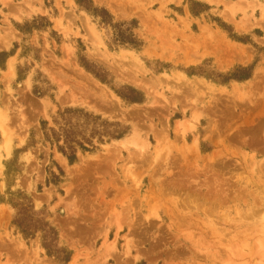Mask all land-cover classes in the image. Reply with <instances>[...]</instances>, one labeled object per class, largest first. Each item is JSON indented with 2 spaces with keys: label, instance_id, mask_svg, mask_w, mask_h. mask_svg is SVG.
Wrapping results in <instances>:
<instances>
[{
  "label": "rangeland",
  "instance_id": "obj_1",
  "mask_svg": "<svg viewBox=\"0 0 264 264\" xmlns=\"http://www.w3.org/2000/svg\"><path fill=\"white\" fill-rule=\"evenodd\" d=\"M0 264H264V0H0Z\"/></svg>",
  "mask_w": 264,
  "mask_h": 264
},
{
  "label": "trees",
  "instance_id": "obj_2",
  "mask_svg": "<svg viewBox=\"0 0 264 264\" xmlns=\"http://www.w3.org/2000/svg\"><path fill=\"white\" fill-rule=\"evenodd\" d=\"M121 97L128 102L136 101V99L132 97ZM91 116L92 115L85 113L82 109L66 108L61 112L59 111L57 117L53 119L55 127L49 128L46 122H41L44 138L50 143H53L57 151L65 156L70 164L75 161L78 151L83 153L95 148L93 136H96V141L101 144L105 137L108 140H118L126 133L125 129L114 130L112 132H92L91 135L86 138L79 129L82 124L90 121ZM92 119V122L95 123L94 120H99V117H94ZM103 123L109 126H119L117 123H108L105 121H103Z\"/></svg>",
  "mask_w": 264,
  "mask_h": 264
},
{
  "label": "bare ground",
  "instance_id": "obj_3",
  "mask_svg": "<svg viewBox=\"0 0 264 264\" xmlns=\"http://www.w3.org/2000/svg\"><path fill=\"white\" fill-rule=\"evenodd\" d=\"M4 131V130H3Z\"/></svg>",
  "mask_w": 264,
  "mask_h": 264
}]
</instances>
